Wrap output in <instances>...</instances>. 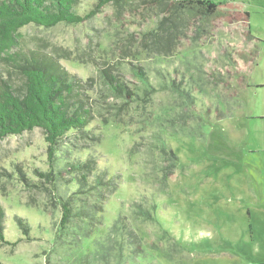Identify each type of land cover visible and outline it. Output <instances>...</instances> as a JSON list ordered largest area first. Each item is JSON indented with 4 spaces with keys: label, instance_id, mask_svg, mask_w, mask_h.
<instances>
[{
    "label": "rangeland",
    "instance_id": "374dc122",
    "mask_svg": "<svg viewBox=\"0 0 264 264\" xmlns=\"http://www.w3.org/2000/svg\"><path fill=\"white\" fill-rule=\"evenodd\" d=\"M213 1L227 6L177 30L148 0H78L84 22L18 31L12 53L73 76L90 121L52 161L41 129L0 138V264H264V0ZM1 57L0 87L20 94ZM78 160L110 189L80 188L63 171ZM63 203L73 218L61 227Z\"/></svg>",
    "mask_w": 264,
    "mask_h": 264
},
{
    "label": "trees",
    "instance_id": "16d2710c",
    "mask_svg": "<svg viewBox=\"0 0 264 264\" xmlns=\"http://www.w3.org/2000/svg\"><path fill=\"white\" fill-rule=\"evenodd\" d=\"M78 0H0V57L12 62L21 72L24 84L22 92L17 94L8 86L0 87V138L9 135H20L35 128L41 129L48 145V158L51 159L61 142H65L72 133L74 138L85 136L90 121V110L80 98L76 87L77 81L65 70L53 62H43L39 59L28 58L23 53H12L17 49L18 31L28 25L50 28L57 24L74 25L85 21L77 12ZM100 4L117 3L125 0H96ZM129 2V0H127ZM151 5L166 6L172 13L171 20L175 30L178 24L198 18L206 21L220 14V7L226 3L213 0H148ZM244 21L248 20L246 12L240 13ZM249 38L250 34L247 25ZM264 48V42L254 38ZM6 56V57H5ZM244 62L249 61V55L242 56ZM256 63L254 62V65ZM141 84L147 89L151 87L143 71L133 72ZM106 89L111 97L125 98V86L106 75ZM176 87V86H175ZM246 84L244 88H250ZM177 88V87H176ZM181 97L183 95L181 94ZM225 117H217V120ZM50 161V160H49ZM93 162V161H92ZM94 170L90 161L65 162L63 171L73 174L77 178L80 188L89 186L91 192H107L110 181L105 173L90 175ZM60 175V172H58ZM51 180L53 172L44 175ZM99 190V191H98ZM135 213L140 217H149V214L140 206H135ZM90 215V213L88 214ZM83 215V218H88ZM81 217V216H80ZM73 218L69 203L61 205L60 226L64 227ZM3 210L0 206V239L4 226Z\"/></svg>",
    "mask_w": 264,
    "mask_h": 264
}]
</instances>
